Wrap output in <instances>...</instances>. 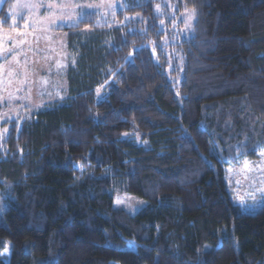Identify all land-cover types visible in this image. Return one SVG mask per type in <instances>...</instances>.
<instances>
[{"label": "trees", "instance_id": "16d2710c", "mask_svg": "<svg viewBox=\"0 0 264 264\" xmlns=\"http://www.w3.org/2000/svg\"><path fill=\"white\" fill-rule=\"evenodd\" d=\"M158 1L58 27L76 54L67 95L0 142V264H264V204L242 211L224 179L264 148V0H172L197 13L177 92ZM117 187L146 203L115 206Z\"/></svg>", "mask_w": 264, "mask_h": 264}, {"label": "rangeland", "instance_id": "374dc122", "mask_svg": "<svg viewBox=\"0 0 264 264\" xmlns=\"http://www.w3.org/2000/svg\"><path fill=\"white\" fill-rule=\"evenodd\" d=\"M5 2L6 0H0V13ZM128 4L129 0H10L5 8L9 25L4 26L0 16V98H3L0 100L1 143L7 136L8 124L12 120L21 122L24 113L30 114L42 109L67 95V69L75 62L76 54L68 47L67 32L58 27L61 24H76L89 12L95 14L94 24L115 25L130 19L140 20L139 13H123L122 18H117V12ZM87 5L92 7L88 8ZM186 10L192 9L180 7L172 0H159L154 5L159 30L164 32L161 43L165 46L164 52L169 62L167 69H176L174 73L169 74L176 92L183 71L177 43L192 34V31H185ZM64 17H74L76 20L74 23L61 22ZM53 19L57 20L56 25L49 23ZM194 21L195 17L192 29ZM131 29L135 27L132 26ZM149 45L153 47L152 44ZM152 54L157 58L154 47ZM21 88L23 90L18 91ZM245 163L248 168L243 167ZM224 179L230 198L242 211H257L264 204V194L259 191L264 189V148L258 151L256 157L242 158L236 164L225 166ZM4 197L5 195L0 193V224H3V211L6 208ZM113 197L115 206L131 213L146 203L143 198L127 193L119 187L113 190ZM241 200L246 201L247 208L240 206ZM126 205L133 207L128 208ZM7 256L6 252L4 260Z\"/></svg>", "mask_w": 264, "mask_h": 264}, {"label": "snow or ice", "instance_id": "6c2138e0", "mask_svg": "<svg viewBox=\"0 0 264 264\" xmlns=\"http://www.w3.org/2000/svg\"><path fill=\"white\" fill-rule=\"evenodd\" d=\"M86 7L91 8L92 5H87ZM196 14L197 13H196V9L195 8H193L191 11L186 10V17H187V19H186V29H185L186 32H191L192 31V21H193V18L196 16ZM75 20H76V18H74V17H64L61 22L74 23ZM49 23L52 24V25H56L57 24V20H55V19L50 20ZM161 24H163V21H161ZM26 82L27 81L25 80L24 83H26ZM21 90H23V89L22 88L18 89V91H21ZM97 94H98V97L100 95H102V93L100 92V89H97ZM177 95H179V94H177ZM61 99H63V97H61ZM0 100H3V98H0ZM29 107H31V106H29ZM28 116H29V113H24V118H28ZM20 127L21 126L18 124V128H20ZM5 132H7V129H5ZM243 167L244 168H248V164L245 163L243 165ZM229 171H231V170H229ZM259 191L262 194H264V189H260ZM262 198H264V197H262ZM253 203H256V201H253ZM240 206L242 208H247L248 207L246 201H244V200L240 201ZM126 207L132 208L133 206L132 205H126ZM133 210H135V209H133ZM128 247H129V250H133L134 251L136 246H135L134 242L130 241V242H128Z\"/></svg>", "mask_w": 264, "mask_h": 264}]
</instances>
